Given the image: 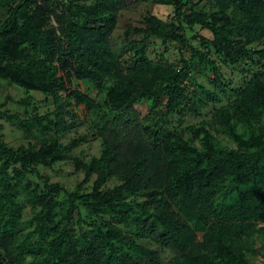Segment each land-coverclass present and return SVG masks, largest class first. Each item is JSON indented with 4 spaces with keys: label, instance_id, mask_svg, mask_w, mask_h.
I'll return each mask as SVG.
<instances>
[{
    "label": "trees",
    "instance_id": "1",
    "mask_svg": "<svg viewBox=\"0 0 264 264\" xmlns=\"http://www.w3.org/2000/svg\"><path fill=\"white\" fill-rule=\"evenodd\" d=\"M213 1L206 15L188 10L190 0H156L173 8L172 20L149 12L142 27L127 26L125 36L139 39L125 57L111 37L128 0H13L0 22V78L51 97L54 111L32 113L30 95L17 102L24 115L0 111L42 139L15 148L0 123V264H162L140 240L176 252L170 264H264L253 261L264 257V71L235 89L212 123L164 129L186 104L195 115L208 105L185 86L196 63L224 92L230 86L210 47L229 64L264 57L252 47L264 41V0ZM186 26L212 38L190 40ZM153 39L190 50V60L182 69L151 60ZM141 101L151 102L146 117ZM158 109L155 127L144 125ZM81 127L88 133L60 141ZM92 137L100 155L75 158ZM68 161L84 175L74 190L41 174Z\"/></svg>",
    "mask_w": 264,
    "mask_h": 264
},
{
    "label": "rangeland",
    "instance_id": "2",
    "mask_svg": "<svg viewBox=\"0 0 264 264\" xmlns=\"http://www.w3.org/2000/svg\"><path fill=\"white\" fill-rule=\"evenodd\" d=\"M93 0H81L85 4H90ZM13 3V0H0V22H2L7 16V8ZM128 8L120 13L118 27L111 37V45L113 50L118 55L127 57L131 50V43L138 40L139 37L133 35L131 37L125 36L127 26L142 27L144 17L150 12L160 18L162 21H171L173 17V8L171 6L162 5L156 2V0H128ZM188 10H193L197 13L211 15L216 12L213 0H190ZM184 34L188 39H192L198 33L204 35L207 38H212L209 31L201 30L198 26L193 30L187 26L184 29ZM194 47L201 48L199 40H192ZM257 51H264V41L252 46ZM210 59L214 60L220 67L222 73V79L226 84H229L227 91L224 92L222 88L212 82L214 75L210 70L205 69L204 65L199 62L193 67V75L189 80L185 82V86L188 89V94H197L207 106H198L199 114L195 115L190 110L192 104H186L187 108H182L175 114H172L164 129L166 130H184L187 127L199 126L201 123H212L215 109L221 105H226L233 99V91L238 89L250 80L252 77L260 74L264 71V57L261 55H254L253 60H246L239 64H229L224 61L222 56H219L210 47L209 48ZM149 58L153 61L168 62L177 69L184 67V62H188L191 58V51L182 48L181 46L173 43H163L160 40L153 39L148 49ZM75 87L81 91L87 92L91 95L96 94L93 87L85 82H74ZM202 87V88H201ZM209 92L214 93V97L211 98ZM30 95L32 97L31 107H37V114L45 115L54 111V104L51 97H48L40 92L32 91L27 93L23 88L11 83L9 80L0 78V111H9L10 113H19L24 115L25 107L21 106L17 102ZM6 103L5 107L1 108V105ZM151 102L141 101L136 105L137 110L146 117L150 113ZM156 110L149 115V118L144 120V125L154 128L155 123L159 118V114ZM35 111H32L34 113ZM0 123L3 125V134L5 141L15 148L21 145H28L32 143L36 146L41 144V136L39 133H25L18 129L16 126L7 122L5 119L0 118ZM159 126L162 127V124ZM87 128L81 127L68 135L61 137L60 141L63 143L69 142L71 139L78 138L87 134ZM216 135L224 144H231V142L224 135H219L214 131ZM75 158L82 160H89L93 156L100 155V142L93 137L90 138L88 143L83 144L79 148L75 149L72 154ZM41 174L44 177H48L51 182H59L69 190H74L84 179V175L77 172L74 162L68 161L55 165L52 169L41 168ZM92 182L87 185L86 189L90 190ZM113 184H110L112 187ZM27 216L29 215V209L26 210ZM201 238L202 235L200 234ZM140 243L155 250H159L162 264H170L171 260L177 255L176 252L169 249H161L150 240H140ZM258 243L256 244V246ZM253 261L256 263H263L264 257L260 254L253 257Z\"/></svg>",
    "mask_w": 264,
    "mask_h": 264
}]
</instances>
